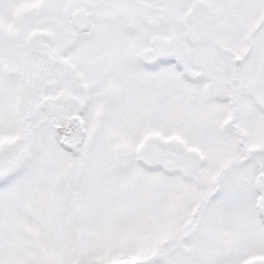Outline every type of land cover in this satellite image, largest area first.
Segmentation results:
<instances>
[{
    "label": "snow or ice",
    "instance_id": "1",
    "mask_svg": "<svg viewBox=\"0 0 264 264\" xmlns=\"http://www.w3.org/2000/svg\"><path fill=\"white\" fill-rule=\"evenodd\" d=\"M0 264H264V0H0Z\"/></svg>",
    "mask_w": 264,
    "mask_h": 264
}]
</instances>
